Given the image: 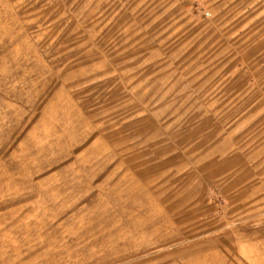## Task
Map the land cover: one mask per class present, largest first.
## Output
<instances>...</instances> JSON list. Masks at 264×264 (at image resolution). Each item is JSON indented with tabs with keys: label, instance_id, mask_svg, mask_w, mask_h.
<instances>
[{
	"label": "rangeland",
	"instance_id": "obj_1",
	"mask_svg": "<svg viewBox=\"0 0 264 264\" xmlns=\"http://www.w3.org/2000/svg\"><path fill=\"white\" fill-rule=\"evenodd\" d=\"M0 264H264V0H0Z\"/></svg>",
	"mask_w": 264,
	"mask_h": 264
}]
</instances>
